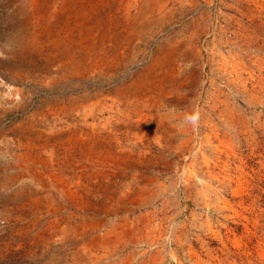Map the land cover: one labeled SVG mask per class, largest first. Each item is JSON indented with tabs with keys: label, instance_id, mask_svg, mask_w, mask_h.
I'll list each match as a JSON object with an SVG mask.
<instances>
[{
	"label": "rangeland",
	"instance_id": "rangeland-1",
	"mask_svg": "<svg viewBox=\"0 0 264 264\" xmlns=\"http://www.w3.org/2000/svg\"><path fill=\"white\" fill-rule=\"evenodd\" d=\"M35 1L0 0V264H264V0ZM169 43L199 67L165 97Z\"/></svg>",
	"mask_w": 264,
	"mask_h": 264
},
{
	"label": "bare ground",
	"instance_id": "bare-ground-1",
	"mask_svg": "<svg viewBox=\"0 0 264 264\" xmlns=\"http://www.w3.org/2000/svg\"><path fill=\"white\" fill-rule=\"evenodd\" d=\"M34 6H37L35 5L36 1L35 0H32ZM39 1V0H38ZM96 1L97 0H90L89 2L91 3L90 4V9L88 10L87 13L89 12H93V10H96L97 5H96ZM123 2V0H121ZM120 1V2H121ZM31 2V1H30ZM84 2L85 0H65L64 1V9H66V12L68 13H76V14H79V12H82V13H86L84 11ZM167 2L168 0H138V10L140 12V14L143 16V17H151V16H155V14H160L162 13V10L164 8H167ZM179 3V2H178ZM182 3V1H181ZM104 4V5H103ZM103 7L104 6H107L110 4V0H104L103 1ZM117 5V4H116ZM119 5V4H118ZM26 6V5H24ZM111 6V5H110ZM134 7V6H133ZM100 8V7H99ZM109 8V7H108ZM107 8V9H108ZM23 9V8H22ZM21 9V10H22ZM113 9V8H112ZM26 10V9H24ZM45 10V9H44ZM114 10V9H113ZM133 10V8H132ZM166 10V9H165ZM23 11V10H22ZM29 11V10H28ZM38 11V10H37ZM97 11V10H96ZM131 11V10H130ZM35 12V11H34ZM41 12V11H40ZM103 12V11H102ZM124 13V12H123ZM129 13V12H128ZM57 14L59 15V11H57ZM56 14V15H57ZM108 14V13H107ZM127 14V12H126ZM170 14V12H169ZM36 15V14H35ZM50 15V14H49ZM97 15V14H96ZM106 15V14H105ZM123 15V14H122ZM125 15V14H124ZM128 15V14H127ZM26 16V15H25ZM34 16V15H32ZM31 16V18H32ZM47 16V15H46ZM60 16V15H59ZM63 16V15H62ZM95 16V15H94ZM109 16V15H108ZM28 17V16H27ZM53 17V16H52ZM92 17V16H91ZM134 17V16H133ZM25 18V17H24ZM103 18H105L103 16ZM69 19V18H68ZM109 19V18H108ZM54 20V19H53ZM58 20V19H57ZM61 20V19H60ZM89 20V19H88ZM27 21V20H26ZM46 21V20H45ZM74 21V20H73ZM102 21V20H101ZM30 22V21H29ZM38 22V20H37ZM48 22V21H47ZM51 22V21H50ZM56 21H54L55 23ZM71 22V21H70ZM77 22V21H76ZM75 22V23H76ZM109 22V21H108ZM114 22V20H113ZM28 23V22H27ZM46 23V22H45ZM61 23V22H60ZM35 23L33 22V25ZM51 24V23H50ZM62 24V23H61ZM78 24V23H77ZM82 24V23H81ZM89 24V23H88ZM110 24V23H109ZM44 25V23H43ZM75 25V24H73ZM80 25V24H78ZM46 26V25H45ZM53 26V25H52ZM57 26V25H56ZM70 26V25H69ZM82 26V25H81ZM60 28V27H59ZM70 28V27H69ZM78 28V27H77ZM76 28V29H77ZM85 28V27H84ZM79 29V28H78ZM25 30V29H24ZM82 30H85V29H82ZM105 31V30H104ZM224 31V30H222ZM80 33V32H79ZM82 33V32H81ZM85 33V32H84ZM87 33V32H86ZM90 33V31H89ZM34 34V33H33ZM76 34V33H75ZM83 34V33H82ZM81 34V35H82ZM92 34V33H91ZM79 35V34H78ZM90 35V34H89ZM112 35V34H111ZM74 36V35H73ZM82 37V36H81ZM86 37V36H85ZM84 37V38H85ZM83 38V37H82ZM89 40V39H88ZM78 42V41H76ZM73 45H75V43ZM58 44V43H57ZM91 44H87V49L89 48H94V49H97L100 48V43H93V46L90 47ZM182 46V45H181ZM180 45H171V43L163 46V47H160L156 50L155 54L152 55V58L150 60V62L148 63V65H146V68H145V71L146 73L148 74V77L146 78L147 81L145 83H143V80L141 78H139L138 80V84H142L141 87L142 88H145V89H148L149 91L151 92H154V93H161L163 96L167 97L166 94H168V92L174 90L176 91L177 93L179 92V90L183 87L184 83L187 81L188 76L189 75H192V73L197 69L196 67H199L197 66L198 62H196V59H198V55L200 53V49H194L193 47V51L191 52H186L183 47H181ZM107 47V46H106ZM79 48V47H78ZM110 49V48H109ZM98 50V49H97ZM108 50V49H107ZM187 50V49H186ZM107 53V52H106ZM62 55V54H61ZM74 55V54H72ZM87 55V54H86ZM114 55V53H113ZM66 56V55H65ZM79 56V55H78ZM89 56H92V58H83L84 60V63H87L89 60L92 61L94 64H100V63H104L106 61V59L108 58V54H105V53H93L92 55H89ZM60 57V56H59ZM87 57V56H86ZM55 58V57H54ZM65 58V57H63ZM89 59V60H88ZM78 63H81L80 59L77 60ZM187 62H189V64H186ZM146 63V64H147ZM185 63V64H184ZM93 64V65H94ZM200 64V63H199ZM89 65V64H88ZM92 65V63L90 64ZM92 65V66H93ZM201 66V65H200ZM74 67V66H73ZM80 67V66H79ZM170 67L172 69V73L170 75L168 74H159L158 72L161 71V70H167V68ZM90 68V67H89ZM169 70V69H168ZM178 70H181L182 72L180 74H178ZM164 73V72H163ZM144 74V73H142ZM141 76V75H139ZM51 77V76H50ZM68 77V76H67ZM191 77V76H190ZM58 78V77H57ZM137 78V77H136ZM137 84V85H138ZM146 91V90H145ZM176 93V94H177ZM126 94V92H125ZM139 94V93H138ZM141 94V93H140ZM143 94V93H142ZM126 96V95H125ZM139 96V95H138ZM142 97V96H141ZM144 97V96H143ZM61 104V103H60ZM85 106V105H84ZM141 106V105H140ZM97 107V106H96ZM92 113V112H91ZM111 115V114H110ZM66 118V117H65ZM69 120V119H67ZM102 120V119H101ZM73 121V120H72ZM113 121V120H112ZM66 122V121H65ZM111 122V121H110ZM101 123V122H100ZM108 123V122H107ZM117 123V122H116ZM115 123V124H116ZM126 123V122H125ZM94 124V123H93ZM122 124V123H121ZM85 125V124H84ZM83 125V126H84ZM88 125V124H87ZM117 125V124H116ZM124 125V124H123ZM146 125V124H145ZM60 126V125H59ZM64 126V125H63ZM112 126V125H111ZM128 127V126H127ZM137 127V126H136ZM188 127V126H187ZM142 128V127H141ZM147 128V126H146ZM134 129V128H133ZM139 129V128H138ZM66 130V129H65ZM69 130V129H68ZM75 130V129H74ZM73 130V131H74ZM81 131V130H80ZM140 132V131H139ZM48 134V133H47ZM55 134V133H54ZM63 134V132H62ZM79 135V134H78ZM84 135V134H83ZM82 136V135H81ZM97 136V135H96ZM59 137V136H58ZM61 137V136H60ZM98 137V136H97ZM96 137V138H97ZM105 137V136H104ZM54 138V137H53ZM56 138V137H55ZM65 138V137H64ZM59 139V138H58ZM71 139V138H70ZM73 140V139H72ZM97 143V142H96ZM119 143V142H118ZM88 144V143H86ZM99 145V144H98ZM120 145V144H119ZM129 145V144H128ZM87 146V145H85ZM89 146V145H88ZM105 146V145H104ZM122 146V145H121ZM120 146V147H121ZM105 148V147H104ZM126 150V149H125ZM132 150V149H131ZM130 151V150H129ZM143 151V150H142ZM90 152V151H88ZM140 152V151H139ZM144 152V151H143ZM115 153V152H114ZM147 153V152H146ZM90 154V153H89ZM121 154V153H120ZM118 155V154H116ZM134 156V154H133ZM132 156V157H133ZM137 156V155H135ZM151 156V154H150ZM95 157V156H94ZM124 158V157H123ZM95 159V158H94ZM101 159V158H100ZM106 159V158H105ZM104 159V160H105ZM108 159V158H107ZM110 160V159H109ZM108 160V161H109ZM128 160V159H127ZM107 161V160H106ZM112 161V160H111ZM132 161V160H131ZM127 162V161H126ZM146 162V161H145ZM116 163V162H115ZM136 163V162H135ZM58 164V163H57ZM118 164V163H117ZM126 164V163H125ZM134 165V163H132ZM46 165V164H45ZM116 165V164H115ZM56 166V165H55ZM54 166V167H55ZM124 166V165H123ZM122 166V167H123ZM53 167V166H52ZM59 167V165H58ZM121 167V166H120ZM121 167V168H122ZM130 167V166H129ZM132 167V166H131ZM51 169V168H50ZM65 169V168H64ZM79 170V169H78ZM76 170V171H78ZM47 171V170H46ZM80 171V170H79ZM95 173V172H93ZM118 173V172H117ZM51 174V173H50ZM59 174V173H58ZM57 174V175H58ZM86 174V173H85ZM115 174V173H114ZM42 175V174H41ZM88 175V173H87ZM90 175V174H89ZM111 175V173H110ZM117 175V174H116ZM51 176V175H50ZM78 176V175H77ZM83 176V174H82ZM108 176V175H107ZM134 176V175H133ZM81 177V176H80ZM43 178V177H42ZM45 178V176H44ZM48 178V177H47ZM137 178V177H136ZM147 178V177H146ZM116 179V178H115ZM126 179V178H125ZM135 179V178H134ZM52 180V179H51ZM117 180V179H116ZM41 181H43L41 179ZM50 181V180H49ZM124 181V180H123ZM132 181V180H131ZM47 182V181H46ZM116 182V181H115ZM145 182V181H144ZM130 183V182H129ZM127 183V184H129ZM47 184V183H46ZM132 184V183H131ZM136 184V183H135ZM93 185V184H92ZM49 186V185H48ZM125 187V186H124ZM93 189V188H92ZM123 189V188H122ZM128 189V188H127ZM94 190V189H93ZM128 191V190H126ZM68 192H71V191H68ZM72 193V192H71ZM124 193V192H123ZM130 194V193H129ZM71 195V194H70ZM73 195V194H72ZM76 196V195H75ZM69 197V196H67ZM134 199V198H133ZM76 201V199H75ZM96 204V203H95ZM134 204V203H133ZM94 209V208H93ZM124 211V210H123ZM128 212V211H127ZM117 213V212H116ZM102 219H100L101 221ZM122 221V220H121ZM93 224V223H92ZM133 226V225H132ZM100 227V226H99ZM129 228V227H128ZM113 232V231H112ZM125 232V231H124ZM105 239V238H104ZM116 241V240H115ZM108 243V241L105 242V244ZM140 253V252H139ZM134 254V253H133ZM112 255V254H111ZM134 261L133 260V257L132 256H129L127 257L126 259H123L122 260V263L121 264H134ZM110 264V263H109ZM116 264V263H115ZM120 264V263H119ZM138 264H148V261L147 260H142V261H139Z\"/></svg>",
	"mask_w": 264,
	"mask_h": 264
}]
</instances>
